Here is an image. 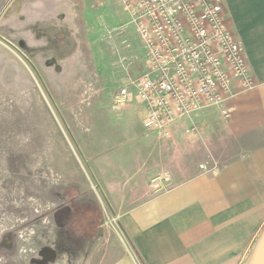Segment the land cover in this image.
I'll use <instances>...</instances> for the list:
<instances>
[{
  "label": "rangeland",
  "instance_id": "374dc122",
  "mask_svg": "<svg viewBox=\"0 0 264 264\" xmlns=\"http://www.w3.org/2000/svg\"><path fill=\"white\" fill-rule=\"evenodd\" d=\"M52 1L0 0V264H113L125 253L120 230L82 148L100 119L93 112L108 111L126 79L144 72L146 50L118 0H77L79 51L52 47ZM219 119L208 135L189 131L195 148L180 154V171L217 169L235 155ZM70 194L72 205L102 212L98 238L78 248L52 218Z\"/></svg>",
  "mask_w": 264,
  "mask_h": 264
},
{
  "label": "crops",
  "instance_id": "0c3cea01",
  "mask_svg": "<svg viewBox=\"0 0 264 264\" xmlns=\"http://www.w3.org/2000/svg\"><path fill=\"white\" fill-rule=\"evenodd\" d=\"M53 1L44 10L56 21L52 36L68 42H60V50L79 51L81 0ZM213 1L222 6L255 84L241 90L232 81L229 120L206 109L178 121L165 142L144 129L146 111L137 101L93 112L100 119L89 151L82 150L120 230L116 238L125 253L113 264H242L264 226V0ZM217 117L235 155L217 169L199 172L193 163L180 171V154L195 148L190 127L208 135Z\"/></svg>",
  "mask_w": 264,
  "mask_h": 264
},
{
  "label": "built area",
  "instance_id": "2783aa9c",
  "mask_svg": "<svg viewBox=\"0 0 264 264\" xmlns=\"http://www.w3.org/2000/svg\"><path fill=\"white\" fill-rule=\"evenodd\" d=\"M118 1L146 56L144 72L126 79L112 97V109L139 102L146 111L144 129L161 140L172 138L178 121L206 109H217L229 120L225 104L236 93L232 81L241 90L255 84L222 6L213 0Z\"/></svg>",
  "mask_w": 264,
  "mask_h": 264
},
{
  "label": "trees",
  "instance_id": "16d2710c",
  "mask_svg": "<svg viewBox=\"0 0 264 264\" xmlns=\"http://www.w3.org/2000/svg\"><path fill=\"white\" fill-rule=\"evenodd\" d=\"M73 198L74 194H70L68 200L71 201L68 203L71 204L57 206L52 212V218L56 227L66 232L69 245L78 248L98 237L103 219L98 206L72 205Z\"/></svg>",
  "mask_w": 264,
  "mask_h": 264
},
{
  "label": "water",
  "instance_id": "95a60500",
  "mask_svg": "<svg viewBox=\"0 0 264 264\" xmlns=\"http://www.w3.org/2000/svg\"><path fill=\"white\" fill-rule=\"evenodd\" d=\"M242 264H264V226L249 248Z\"/></svg>",
  "mask_w": 264,
  "mask_h": 264
},
{
  "label": "flooded vegetation",
  "instance_id": "af4514ba",
  "mask_svg": "<svg viewBox=\"0 0 264 264\" xmlns=\"http://www.w3.org/2000/svg\"><path fill=\"white\" fill-rule=\"evenodd\" d=\"M50 41L54 44V48H61V46L63 45H60V42H63L64 44L68 45V42L66 41V39L63 38L62 35L60 37L59 35H57L56 37L52 36Z\"/></svg>",
  "mask_w": 264,
  "mask_h": 264
}]
</instances>
